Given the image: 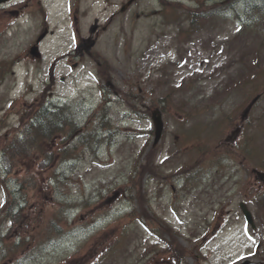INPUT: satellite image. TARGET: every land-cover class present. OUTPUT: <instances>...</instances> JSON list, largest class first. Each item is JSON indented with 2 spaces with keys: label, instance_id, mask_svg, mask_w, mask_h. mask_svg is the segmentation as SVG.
<instances>
[{
  "label": "rangeland",
  "instance_id": "rangeland-1",
  "mask_svg": "<svg viewBox=\"0 0 264 264\" xmlns=\"http://www.w3.org/2000/svg\"><path fill=\"white\" fill-rule=\"evenodd\" d=\"M17 1L0 9V148L17 138L29 110L49 100L79 123L72 134L63 126L38 149L30 147L20 172L8 178L12 185L17 176L35 177L27 195L34 210L42 200L50 209L53 198L75 205L72 231L35 247L21 264H87L113 238L124 244L100 264H125L128 243L149 246L156 239L174 244L185 264H236L245 255L264 264V203H256L264 202V182L252 171H264V87L251 78L254 69H264V17L242 24L237 14L244 18L246 5L234 8L232 0H134L127 8L128 0H82L86 11L69 27L70 0H41L45 22L31 10L35 0L26 2L30 10ZM12 7L18 10L10 14ZM95 18L107 24L91 34ZM46 25L51 34L39 46L42 56H27ZM153 115L163 121L157 142ZM103 128L111 132L93 146L87 137L79 142L78 136ZM67 144L73 157L59 163L57 152ZM205 163L204 185L187 189L192 195L181 204L174 192L175 206L169 187L161 191L150 178L165 172L169 179L174 169ZM131 173L139 175L127 190ZM3 196L0 187V207ZM83 197L91 201L73 202ZM74 228H86L84 235ZM4 258L0 264L11 261Z\"/></svg>",
  "mask_w": 264,
  "mask_h": 264
},
{
  "label": "trees",
  "instance_id": "trees-1",
  "mask_svg": "<svg viewBox=\"0 0 264 264\" xmlns=\"http://www.w3.org/2000/svg\"><path fill=\"white\" fill-rule=\"evenodd\" d=\"M253 10L251 11V13L253 12ZM257 10L258 16L263 14L262 10ZM47 104L48 103H41L40 106L36 108V110H29V118L25 123H23V125L18 130L19 132H17L16 134L17 138L15 137L16 139H14L9 145L0 148V168H2L4 171L2 174L4 176L2 178H5L12 172L18 171L17 168H19L20 166L17 165H21L23 163L25 159L24 156L26 157L31 154L30 152H32V150L30 152L27 151L28 149H31L30 147L38 149L39 145L44 144V142H47L48 139H51V137L63 126H67L70 129L68 134H72L75 128L78 126L77 119H71L69 117H66L65 114H63L62 109L60 107L55 106V103L50 102L49 105ZM51 108L56 109V112H50ZM101 130H103L105 133L106 131H110V129L106 128H103ZM89 135L90 132L87 135L79 136V142H82L84 137H87L88 139V146H93V144H96V142L99 141L98 130L95 129L91 137ZM72 146L73 145H65L62 151L67 152L72 148ZM46 154H49V156L51 155V153L49 152H46ZM61 158L63 160L66 159L65 156H61ZM31 177L32 176L28 175L27 177L23 178H15L14 189H10V191L8 192V204L6 205V209L10 219L14 218V221H16L21 211V205L19 206V200L23 202L24 196L21 194L22 188H25L26 190H30V188H33L28 187L27 185V182L29 185L32 184L31 180H29ZM0 185L6 188L1 179ZM17 193L20 194L17 195ZM68 204V201L63 200L59 201L54 206L50 216L47 219L48 224H50L51 222V227L49 229H44V231H47L45 234H43L44 239L48 240L53 234L60 233L65 230V227H63L61 221H65L64 218L65 213H67L68 211ZM23 218H21V220ZM24 229L26 231V229L30 228ZM16 231L20 233L22 230H20V227H17ZM35 233L36 232H30L28 235H22L20 233L21 235L18 236V240H16L10 245L7 244V242H5L3 237L0 235V247L4 245L3 249L1 250V253L3 254L4 252L10 256H13L20 248H23L24 246L30 244L31 239L35 240V238H33Z\"/></svg>",
  "mask_w": 264,
  "mask_h": 264
},
{
  "label": "water",
  "instance_id": "water-1",
  "mask_svg": "<svg viewBox=\"0 0 264 264\" xmlns=\"http://www.w3.org/2000/svg\"><path fill=\"white\" fill-rule=\"evenodd\" d=\"M158 119L160 120V118H155L156 123L158 122Z\"/></svg>",
  "mask_w": 264,
  "mask_h": 264
}]
</instances>
